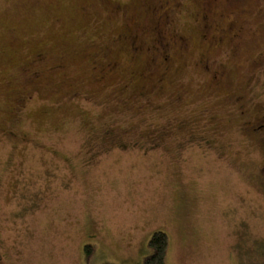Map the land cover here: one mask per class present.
Listing matches in <instances>:
<instances>
[{
  "label": "rangeland",
  "instance_id": "rangeland-1",
  "mask_svg": "<svg viewBox=\"0 0 264 264\" xmlns=\"http://www.w3.org/2000/svg\"><path fill=\"white\" fill-rule=\"evenodd\" d=\"M163 1L0 0V264H264V0Z\"/></svg>",
  "mask_w": 264,
  "mask_h": 264
},
{
  "label": "flooded vegetation",
  "instance_id": "flooded-vegetation-1",
  "mask_svg": "<svg viewBox=\"0 0 264 264\" xmlns=\"http://www.w3.org/2000/svg\"><path fill=\"white\" fill-rule=\"evenodd\" d=\"M168 3H169V1L168 0H164L163 1V3H160L159 4V9H161L162 10V14L160 15V17L163 19V20H165L166 22H169L170 20H168V13H169V11H170V9L171 8H169V6H168ZM118 4V3H117ZM156 7V6H155ZM155 31H156V42H158V45L157 46H159V47H157L158 49H160L161 51H160V53L159 54H161L162 53V58H163V60H167L168 59V57L170 56V53H169V47H167L168 45H169V40H167L168 38V35H167V37L164 35V34H162V27L160 28V27H157L156 29H155ZM234 37H237L238 35L237 34H234L233 35ZM209 37V36H208ZM207 37V34L205 33V34H203L202 35V38H203V40L204 39H207L208 38ZM210 37H211V35H210ZM173 39L174 40V37H170L169 36V39ZM43 60H46V58H45V51L44 50H40L38 53H36L35 54V56L32 58V61H31V63L32 62H34V63H39V61H43ZM60 65H58V66H55V67H59ZM111 67H110V64L109 63H106V65H103V68L101 69L102 70V72H106V70H108V69H110ZM206 68H209V65L208 64H206ZM25 70V69H24ZM45 71H47L46 69H44ZM44 70H39V71H33L32 73H31V71L28 69V70H26V72L28 73V77L29 78H38L39 76H40V73H42ZM211 74H213V78L215 79V78H217V76H218V73L216 72V74H214L213 72L211 73ZM261 123L260 124H258V125H256V123L254 124L253 122H251L250 123V130L251 131H257L258 132V134L259 135H261L260 137H259V139L262 141V142H264V118H262V120L260 121ZM160 139V140H159ZM162 140V137H161V134H159V133H156V132H153V133H151V136H150V139H148V141L149 142H151V144L152 143H154V146H150V147H148L149 149H154V148H158V146H161L162 145V143H160V141ZM156 141H158V142H156ZM100 153V152H99ZM101 154V153H100ZM95 226V225H94ZM96 231H97V228H96V226L95 227H91L90 229H88L87 230V233L85 234L86 235V239L87 240H89V241H92V240H95V237H97L96 235H95V233H96ZM88 245H90L91 246V244H88ZM84 246H86V245H84Z\"/></svg>",
  "mask_w": 264,
  "mask_h": 264
},
{
  "label": "trees",
  "instance_id": "trees-1",
  "mask_svg": "<svg viewBox=\"0 0 264 264\" xmlns=\"http://www.w3.org/2000/svg\"><path fill=\"white\" fill-rule=\"evenodd\" d=\"M150 252L142 259L140 264H165L167 251L169 248V239L167 233L163 231H155L147 241ZM93 246L86 245L85 251L90 254ZM112 264V263H108ZM117 264V263H115Z\"/></svg>",
  "mask_w": 264,
  "mask_h": 264
}]
</instances>
